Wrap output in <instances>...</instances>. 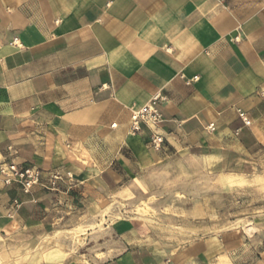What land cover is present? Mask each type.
<instances>
[{"label":"crops","instance_id":"0c3cea01","mask_svg":"<svg viewBox=\"0 0 264 264\" xmlns=\"http://www.w3.org/2000/svg\"><path fill=\"white\" fill-rule=\"evenodd\" d=\"M263 89L264 0H0V169L65 177L25 192L0 174V252L14 244L13 264H264V237L217 229L210 198L181 202L165 237L96 211L177 164L264 160ZM157 95L159 151L150 128L130 131L131 110Z\"/></svg>","mask_w":264,"mask_h":264},{"label":"rangeland","instance_id":"374dc122","mask_svg":"<svg viewBox=\"0 0 264 264\" xmlns=\"http://www.w3.org/2000/svg\"><path fill=\"white\" fill-rule=\"evenodd\" d=\"M153 180L151 185L142 184L129 194L126 190L124 196L118 194V198L108 199L96 211L103 213L104 217L114 215V221L136 218L150 224H161L163 231L157 233L165 237V229H176L175 221L165 219L176 217L177 208L186 209L189 205L181 202H190L192 198L195 201L210 198L216 211L217 229H244L251 241L255 239V234L264 237V160L250 163L233 160V165L226 170L218 168L210 171L203 167L199 171H191L185 164H177ZM91 229L94 231L95 228ZM86 230L82 227L77 229L73 237L82 250L89 242L88 239L82 240L81 234H87ZM47 243L45 240V245ZM3 248L0 264H13L20 259L22 253L14 244L8 243ZM47 251L45 249V259L49 256ZM60 256L63 257V254L60 253Z\"/></svg>","mask_w":264,"mask_h":264},{"label":"built area","instance_id":"2783aa9c","mask_svg":"<svg viewBox=\"0 0 264 264\" xmlns=\"http://www.w3.org/2000/svg\"><path fill=\"white\" fill-rule=\"evenodd\" d=\"M235 41H239V37L235 38ZM260 96L264 99V89L259 92ZM165 101V98L160 95L154 96L144 107L140 109L131 110V134H138L142 132L143 127L151 129L149 136L150 146L159 151L164 144V137L157 132L164 122V116L159 109V104ZM245 125H249V122L244 118V114H241ZM112 127H116L115 124ZM214 126L212 125L211 128ZM0 174L4 179L6 185L13 183L19 184L25 192L31 191L34 187L42 186L49 190H56L58 184L65 180V177L59 172H52L47 177V182H44V172L38 168H20L18 165L11 163L5 164L0 169ZM66 178L71 179V174L67 173Z\"/></svg>","mask_w":264,"mask_h":264},{"label":"bare ground","instance_id":"6f19581e","mask_svg":"<svg viewBox=\"0 0 264 264\" xmlns=\"http://www.w3.org/2000/svg\"><path fill=\"white\" fill-rule=\"evenodd\" d=\"M126 190H123L121 193H119V194H121V196H124V194H126ZM129 194V193H128ZM118 195V194H117ZM81 238V237H80ZM80 240V239H79ZM21 261V260H20ZM1 262V261H0ZM5 263V262H4Z\"/></svg>","mask_w":264,"mask_h":264}]
</instances>
